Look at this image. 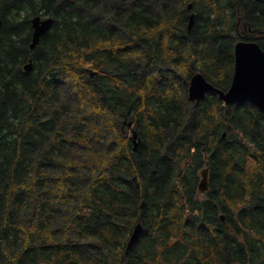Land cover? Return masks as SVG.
<instances>
[{
  "label": "trees",
  "instance_id": "16d2710c",
  "mask_svg": "<svg viewBox=\"0 0 264 264\" xmlns=\"http://www.w3.org/2000/svg\"><path fill=\"white\" fill-rule=\"evenodd\" d=\"M35 15L53 22L30 49ZM0 18V264H264V112L188 96L196 72L229 88L239 40L264 49V0H0Z\"/></svg>",
  "mask_w": 264,
  "mask_h": 264
},
{
  "label": "water",
  "instance_id": "95a60500",
  "mask_svg": "<svg viewBox=\"0 0 264 264\" xmlns=\"http://www.w3.org/2000/svg\"><path fill=\"white\" fill-rule=\"evenodd\" d=\"M191 7L192 4H188V9ZM194 16V13H190L188 16V30H191L194 24ZM52 22V17L35 15L31 18L32 38L30 49L35 48L40 37L50 28ZM1 23L0 18V28ZM234 57V72L231 84L226 91L215 87L210 81L206 80L201 72H196L190 77L188 85L189 99L199 101L208 92H216L225 104L250 102L264 112V49L255 41L239 40L234 46ZM31 67L32 60L30 59L24 64L23 69L29 71ZM130 125L129 123L128 126ZM131 139L133 149H136L138 142L134 131H132ZM204 157L207 160V154ZM208 169V161H206V165L199 170L200 180L197 188L199 194H204L208 190ZM220 217L224 222V216L221 215ZM142 229L140 222L134 226L126 244L127 252L137 241Z\"/></svg>",
  "mask_w": 264,
  "mask_h": 264
},
{
  "label": "rangeland",
  "instance_id": "374dc122",
  "mask_svg": "<svg viewBox=\"0 0 264 264\" xmlns=\"http://www.w3.org/2000/svg\"><path fill=\"white\" fill-rule=\"evenodd\" d=\"M64 85V84H63ZM125 131V130H124ZM129 134V133H128Z\"/></svg>",
  "mask_w": 264,
  "mask_h": 264
}]
</instances>
